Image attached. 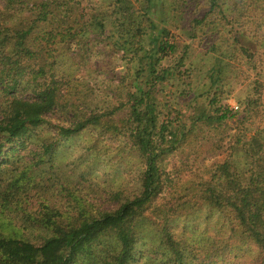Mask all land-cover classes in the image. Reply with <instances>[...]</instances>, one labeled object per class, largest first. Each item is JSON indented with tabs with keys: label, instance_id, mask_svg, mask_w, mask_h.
<instances>
[{
	"label": "trees",
	"instance_id": "obj_1",
	"mask_svg": "<svg viewBox=\"0 0 264 264\" xmlns=\"http://www.w3.org/2000/svg\"><path fill=\"white\" fill-rule=\"evenodd\" d=\"M59 44L124 70L84 106ZM90 130L138 157L132 195L68 186L56 153ZM202 148L223 158L183 196ZM184 198L226 222L193 240ZM0 264H264V0H0Z\"/></svg>",
	"mask_w": 264,
	"mask_h": 264
},
{
	"label": "rangeland",
	"instance_id": "obj_2",
	"mask_svg": "<svg viewBox=\"0 0 264 264\" xmlns=\"http://www.w3.org/2000/svg\"><path fill=\"white\" fill-rule=\"evenodd\" d=\"M157 14H161L160 10L157 11ZM94 47L93 45V48ZM72 51L73 50L62 44L57 46V56L59 60L57 71L59 75L68 78L70 92L74 95L77 94L79 101L84 106H90L94 99L95 101L97 100L95 98L97 97L96 92L99 86L102 85L101 81H104L103 83L105 86L103 85L102 87L106 90L108 86L106 84H109V80L114 76L115 71L122 72L124 67H116L117 61L112 57V55H114L113 53H111L112 55L107 54V56L104 57L103 54H100L99 48H95L89 54H85L87 57L84 67L85 70L83 71V66L78 64L79 61L77 62L72 58ZM207 61V65L213 62L212 60L210 61L209 58ZM198 62L202 64L200 57ZM230 103L231 106L236 105L235 98L230 100ZM122 147L123 145L118 147L110 146L106 140L103 141L98 139L97 132L90 130L65 142V145L58 150L55 157L57 163H62L63 167L69 170L64 175L67 177L71 176L69 179L70 184L68 185L71 189L74 188L76 182H80L78 177L81 172H88L91 174V178L88 182L84 184L81 182L78 186V188L84 191V195L87 193L91 194L88 200L99 202L107 198L108 194H116L123 190L126 191L122 194V197L126 198L132 195L139 187L138 179H136V174L139 169V159L134 152H126ZM206 151L208 150L202 148L199 152L197 167L192 171L193 175L189 176L186 182H182V195L189 194L190 191L196 188V184L202 182L203 176L201 171L204 167L211 165L217 159L223 158L221 154L217 155L213 152L208 153ZM73 162H77L81 165H73ZM74 172H77V174H73ZM61 182H64V180ZM40 192L42 193L41 196L45 195L43 194L45 192ZM46 195L51 203L58 207H61V205L67 206V202L70 201L68 194L62 191L59 184H54L52 188L47 190ZM33 196L35 199L33 198L34 206L32 209L37 210V199L39 197H36L38 194L34 193ZM179 203L178 215L182 216V219L188 221L187 224L190 229L189 237L193 240L205 238L202 234L208 232V230L210 231L208 237L211 234H215V230H218V228L221 229L222 227V225L219 224L226 222L219 214L211 212L207 207L203 209L199 208V206L194 204V201L189 202L184 198ZM74 215L77 216V212H74ZM181 222H183V220H181L180 223ZM180 226H182V223ZM213 226H215V229H208V227L211 228ZM228 232L229 228L222 229V239L228 238ZM245 249H247V247Z\"/></svg>",
	"mask_w": 264,
	"mask_h": 264
},
{
	"label": "built area",
	"instance_id": "obj_3",
	"mask_svg": "<svg viewBox=\"0 0 264 264\" xmlns=\"http://www.w3.org/2000/svg\"><path fill=\"white\" fill-rule=\"evenodd\" d=\"M233 108H234L235 110H237V109H238V106H233Z\"/></svg>",
	"mask_w": 264,
	"mask_h": 264
}]
</instances>
